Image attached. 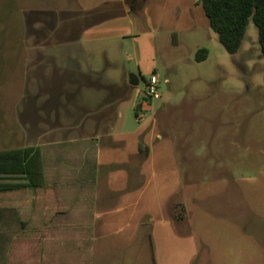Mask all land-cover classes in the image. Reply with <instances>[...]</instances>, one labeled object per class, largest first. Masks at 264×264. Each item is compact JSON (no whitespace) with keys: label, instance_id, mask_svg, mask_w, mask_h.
<instances>
[{"label":"rangeland","instance_id":"rangeland-1","mask_svg":"<svg viewBox=\"0 0 264 264\" xmlns=\"http://www.w3.org/2000/svg\"><path fill=\"white\" fill-rule=\"evenodd\" d=\"M197 1L0 0V129L14 136L0 132V158L44 163L45 148L31 147L14 119L32 110L58 129L52 148L65 165L91 163V107L109 96L124 112L110 125L116 137H139L145 168L166 166L179 180L170 190L183 220L167 226L161 205L145 201L154 217L150 245L110 237L105 264H139L143 253L140 264H264L258 30L251 21L231 55ZM201 49L208 57L197 62ZM131 74L138 85L127 89ZM151 77L158 99L145 95ZM91 81L118 88L91 91ZM135 100L144 106L134 110ZM7 258L2 251L0 264H11Z\"/></svg>","mask_w":264,"mask_h":264},{"label":"crops","instance_id":"crops-1","mask_svg":"<svg viewBox=\"0 0 264 264\" xmlns=\"http://www.w3.org/2000/svg\"><path fill=\"white\" fill-rule=\"evenodd\" d=\"M129 81L127 89L138 85L135 76ZM117 88L91 81V91L113 93ZM119 100L108 96L94 111L91 107V163L81 166L65 165L62 153L52 148L58 146L59 132L47 128L42 111L38 117L32 110L14 114L23 139L45 148V161L28 157L30 164L23 165L0 158V253L8 254L11 264H105L113 246L110 237H127L129 247L142 242L146 250L154 217L145 201L161 205L165 225L183 220L177 218L170 190L179 180L166 166L156 174L154 167L145 168L139 137L128 142L112 132L110 125L124 118ZM143 106L135 100L132 108ZM0 132L14 138L8 128ZM146 256H139V264Z\"/></svg>","mask_w":264,"mask_h":264},{"label":"trees","instance_id":"trees-1","mask_svg":"<svg viewBox=\"0 0 264 264\" xmlns=\"http://www.w3.org/2000/svg\"><path fill=\"white\" fill-rule=\"evenodd\" d=\"M196 5L202 7L211 30L231 55L239 51L252 21L258 30V41L264 56V0H198ZM207 57L208 51L201 49L196 61H204ZM26 152L28 154L30 150L26 149Z\"/></svg>","mask_w":264,"mask_h":264},{"label":"built area","instance_id":"built-area-1","mask_svg":"<svg viewBox=\"0 0 264 264\" xmlns=\"http://www.w3.org/2000/svg\"><path fill=\"white\" fill-rule=\"evenodd\" d=\"M157 79L156 77H151L150 80L147 82L146 92L145 95L149 99H158V91H157Z\"/></svg>","mask_w":264,"mask_h":264}]
</instances>
